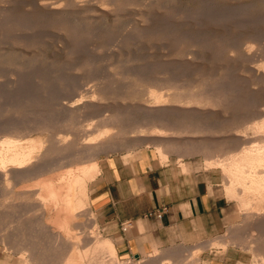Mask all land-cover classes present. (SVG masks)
<instances>
[{
  "label": "rangeland",
  "instance_id": "374dc122",
  "mask_svg": "<svg viewBox=\"0 0 264 264\" xmlns=\"http://www.w3.org/2000/svg\"><path fill=\"white\" fill-rule=\"evenodd\" d=\"M186 13L188 14L185 15ZM263 21L264 0H0V132L9 127H24V123L26 126H34L36 123L46 122L50 129L56 126L53 130L59 129L61 126L64 128L67 112L62 109V105L68 104L69 99L79 100L83 96L87 97L83 101L84 104H87L93 98L92 100L95 102L92 105V110L96 111L97 115L87 112L74 115L72 118L73 127L71 126L72 128L68 129L65 134L70 142L75 141L77 136L91 135L92 132H95L99 121L104 117H110L114 111L127 110L126 113L130 114H127V119L125 118L123 130H129L126 131V134H129L117 138L116 141L120 140L118 147L99 154L96 158L99 170L102 161L110 156L132 155L142 150L152 149L163 162H167V158H173L177 159L180 165H195L196 169L202 172H213L212 174L224 190L230 203L229 207L233 212L222 235L213 240L211 246L195 248L189 256H186L184 248L174 247L156 250L137 259L124 258L117 254L116 259L113 260L109 253L94 252V244L97 240H111L105 234L104 228L96 221L90 208L89 189L95 177L87 183L88 197L83 210L77 215L79 218H75L77 224L75 226L78 229L72 232L80 246L79 254L85 256L86 263L87 260H92L94 264H201L203 252L212 250V248L227 252L230 247H233L238 251V256L243 258L244 264H260L261 256L256 255L257 253L264 255V225L253 224V220L246 215V212L249 211L244 209L237 199H232V195L228 191L229 181L222 170L207 167L205 157L196 151H193L191 156L187 154L186 157H179L178 153L172 152L171 156L163 158L153 144H147L145 142L147 140L139 142L137 138L139 135L148 139L154 137L152 135L160 137L164 132L163 134L166 133V135H162L161 139L173 138L176 141H191L192 139V142L204 139L217 141L219 145L215 146L230 147V142L225 141L226 138H237V134H240H229L226 133V130L241 123L245 120L244 118L258 116L260 110L264 109L262 106L260 107V105H264L262 102L264 100V78H260L261 71H259L264 65ZM187 36L193 41L189 40L190 38L186 39ZM182 39L185 41L183 42ZM179 43L180 45H178ZM194 44L196 46L192 47ZM199 48L201 49L199 50ZM179 67L182 69H180L181 71ZM168 68L171 72L168 71ZM198 73L201 77L198 76ZM154 74L156 75L154 76ZM158 76L160 78L180 76L178 78H181L180 80L185 84L193 82V80H197L201 84L211 82L215 92L217 94L220 92L221 96L217 102L219 107H214L213 112L210 111V115L189 114L188 116L187 113H183L172 116L177 125H187L191 131L198 129L197 133H193V131L192 133L179 134L159 129L153 131L148 129L149 132L146 127H143L144 129L141 127L146 123L144 121L149 120V117L145 115V111L135 109L151 105L152 99L150 94L148 96V92L152 90L158 94L157 90H153L156 89L155 86L153 87V82L158 80ZM226 85H229V89L226 88ZM233 86L235 87L233 88ZM236 86H238L237 89ZM158 90L160 92L159 88ZM195 91L197 92L198 89L196 88ZM252 91H255L256 94L253 95ZM186 92V90H181V93ZM167 93L169 92L167 91ZM242 93L245 94L241 99ZM17 95L18 97H16ZM257 95L258 101L255 100ZM253 96L255 97L253 98ZM260 99L262 100L260 101ZM236 100H238V104ZM251 100H253L251 102L253 107L248 102ZM259 101L260 105L256 103ZM228 103L229 105H227ZM80 106L83 105H79L78 108ZM245 106H247L246 109H244ZM246 110H249L247 111L249 114L246 113ZM98 112L103 114L99 115ZM229 113L231 114L229 115ZM239 114L240 118H238ZM241 114H243V118ZM184 115H186L185 118ZM54 118L55 120H53ZM181 121L183 122L181 123ZM136 126L142 131L130 133L132 128L133 131L136 130ZM108 130L120 132L118 128H108ZM145 130L147 133L144 132ZM6 131L8 130L6 129ZM0 137L2 136L0 135ZM51 155L48 158L51 160H47L52 163L54 156ZM9 185L6 187L7 185L4 186V183L0 182V202H2L0 203V264H25V260L18 250L22 243L25 244L29 241L36 247V251L40 250L46 257L53 261L60 260L58 262L60 263L65 256L64 250L57 246L55 249L51 245L48 233H42L46 235V237H42V234L34 232L33 224L40 220L41 211L32 210L30 212L28 204L21 203V198L17 196L20 195L21 188L13 190V184ZM26 210H29V213ZM236 215L240 217L237 218ZM39 224L37 223L35 227L42 229L44 226ZM258 230L261 231L258 232ZM71 255L69 254V258Z\"/></svg>",
  "mask_w": 264,
  "mask_h": 264
},
{
  "label": "bare ground",
  "instance_id": "6f19581e",
  "mask_svg": "<svg viewBox=\"0 0 264 264\" xmlns=\"http://www.w3.org/2000/svg\"><path fill=\"white\" fill-rule=\"evenodd\" d=\"M118 2H120V1H118ZM173 14H174V12H173ZM187 14L188 13H186L185 15H187ZM185 15H184V17H185ZM258 15H259V13H258ZM222 18H224V17H222ZM235 18H238V17H235ZM186 19H187V17H186ZM229 19H230V17H229ZM213 20H215V19H213ZM189 21H190V19H189ZM263 23H264V21H263ZM13 24H14V22H13ZM262 25H264V24H262ZM72 27H74V26H72ZM74 29H75V27H74ZM93 34H95V33H93ZM86 36H88V35H86ZM148 36H150V35H148ZM205 37H207V36H205ZM213 37H214V35H213ZM187 38H188V36L186 37V39ZM194 38H195V36H194ZM179 39H180V37H179ZM182 40H183V42L185 41V39H182ZM182 40H179V41H182ZM189 40H191V38ZM191 41H193V40H191ZM263 42H264V40H263ZM189 43H190V41H189ZM136 44H137V42H136ZM184 44H186V43H184ZM198 44L201 45V43H198ZM259 44H261V43H259ZM178 45H180V43ZM81 46H83V45H81ZM193 46H196V45L194 44V45H192V47ZM72 47H74V46H72ZM261 48L263 49V47H261ZM200 49L201 48H199V50ZM250 50H252V49H250ZM166 51H167V49H166ZM88 52H89V50H88ZM175 52H177V50H175ZM178 54H180V53H178ZM257 60H258V58H257ZM262 62H263V60H262ZM258 64H260V63H258ZM263 67H264V65L262 66V69H263ZM172 68H173V66H172ZM180 69L181 68L179 67V70ZM262 69L259 70V71H261V73H260L261 77L260 78H264V69L263 70ZM179 70H178V72H180L182 69L180 71ZM154 71H155V69H154ZM168 71L171 72V70H169V68H168ZM252 71H254V70H252ZM164 72H166V71H164ZM163 73H161L162 76H163ZM151 74L153 76V73H151ZM166 74H168V73L166 72ZM198 74H199L198 76H200V73H198ZM142 75H145V74H142ZM155 75L156 74H154V76ZM172 76H173V74H172ZM194 76H195V73H194ZM207 76H209V75H207ZM210 76H212V75H210ZM255 76L256 75H254V77ZM178 77H180V76H178ZM178 77L172 78V77L166 76L164 78H160L158 76V80L157 79L154 80L153 87L155 86L156 89H153V90H157L158 94H156L152 90L148 92V96L150 94L151 99H152V101L150 99V101L152 102L151 105H145L143 107H139V108L135 109L137 111H141V110L145 111V115H148V117H149V120L144 121L146 123H144V124H143V122L141 123V125L143 124L141 126L142 128L146 127L147 131H149L148 129H150L152 131L154 129H157V130L159 129L161 131H169V132L173 131L174 133H179V134L186 133V132L192 133L194 130L191 131L190 129H188V128H190L189 126L177 125L172 116H175V115L178 116L179 114L182 115L183 113H187L188 116H189V114L210 115V111H212V109L214 107L218 106L217 102L219 101L221 94H219L220 92L218 94L215 92V88L211 85L210 81H209L210 83L201 84L199 81L193 80V82H189V83L185 84L184 82H182L180 80L181 78H178ZM249 78H250V76H249ZM230 79L232 80V78H230ZM105 80H107V79H105ZM249 81H251V80H249ZM247 82H248V80H247ZM259 83H260V81H259ZM228 86L226 85V88ZM234 87L235 86H233V88ZM120 88H121V86H120ZM158 88L160 89V92L162 90L161 93L159 92ZM196 88L198 89L197 92L195 91ZM237 88H238V86H236V89ZM228 89H229V87H228ZM171 90H173L174 92ZM181 90H186L187 92L181 93ZM249 90H251V89L249 88ZM167 91L169 93H167ZM234 91L236 92V90H234ZM238 91H240V90H238ZM252 92H253L252 94L254 95L255 91H252ZM243 94H245V93H242V95H240V97L242 96L241 99L244 98ZM225 95H226V93H225ZM231 95H234V94H231ZM258 95L256 96L257 98L255 96H253V98L255 97V100H257V101L259 99ZM16 97H18V95ZM33 97H34V95H33ZM85 97L84 96L82 98L80 97L79 100L69 99L68 104L62 105V109H64V111L67 112V115H66L67 119H65V120L63 119L65 122V124H63L64 128L61 126V127H59V129L53 130L57 126L53 128L51 125V128H53V129H50L49 124H47L46 122H40V123H36L34 126H26V123H24L25 124L24 127L23 126H20V127L19 126L18 127L17 126H15V127H9L8 126L9 128H6L8 131H6V129H4V131L2 130L0 132V135L2 136V137H0V182H3L4 186L7 185L6 187H8L9 184H11V185L13 184L12 185L13 190L16 188H21L20 195H17L21 198V203L24 202L25 204H28L30 212L32 210H40L41 211L40 215H42V216H40L41 217L40 220L35 221V224H33L35 234L41 235L42 233H48L50 235V236H48V239L51 241V245H53L54 247L57 246V248H62L65 252L64 258L62 259V261L60 263H58L60 260L59 261H53L51 258L43 255V253L40 250L36 251V249H35L36 247L32 244V242L29 241L25 244L22 243V246H21L20 250H18V251L20 252L19 254H21L22 258H24L25 264H94V262L92 260H90V261L87 260V263H86L85 256L82 254L81 255L79 254V251H78L80 248L79 243L76 242V240L74 239L75 235L72 234V232L74 230L78 229L75 226V225H77L75 223V218L77 217V215H79L80 211L83 210L85 200L88 197L87 191H86L88 188L87 183L89 181L93 180L99 171V164H98L96 158L99 156V154L109 152L110 150H113L116 147H118L120 145V140H118L119 143L116 140H117V138L119 139V136L122 137L121 135L126 136L127 134H129V133L126 134L127 130L123 131L125 128L124 127V125H125L124 121L127 119L126 117H127L128 112L126 113L127 110L126 111H123V110L114 111L113 114L110 112L111 113L110 117H104V119L99 121L97 128L95 127L96 128V130H94L95 132H92L91 135L89 134V136L82 134L83 136H81V135L79 137L77 136L75 141L70 142L65 137V134H67L68 129L73 127L72 126L73 116L76 115L77 113L80 114V112L81 113L87 112V113H90L91 115L96 113V111L93 112V110H92V105H94L93 103L95 102L92 100L93 98L91 99V101L89 103L84 104L83 101H84ZM24 98H26V97H24ZM238 100H240V99H238ZM238 100H236L237 104H238ZM261 100L262 99H260V101ZM85 101H86V99H85ZM260 101L256 102V103H259V105H260ZM248 102L251 103V102H253V100L248 101ZM262 102L264 103V100H262ZM254 103H255V101H254ZM79 105H83V106H80L78 108ZM227 105H229V103ZM242 105H244V104H242ZM251 105H252V103L250 104V106ZM18 106H20V105H18ZM253 106L254 105H252V107ZM261 106L264 108L263 104L260 105V107ZM246 107L247 106H245L244 109H246ZM248 107H249V105H248ZM134 108H136V107H134ZM254 109L255 108H253V110ZM247 111H249V110H246V113H247ZM240 112H241V110H240ZM35 113H36V111H35ZM231 113H229V115ZM98 114H99V112H98ZM100 114H103V113L100 112ZM243 114L245 115V113H243ZM243 114H241V117ZM247 114H249V112ZM247 114L245 116H247ZM95 115H97V114H95ZM128 115H130V114H128ZM39 116H40V112H39ZM185 116L186 115H184L183 117L185 118ZM231 116H233V115H231ZM135 117H136V115H135ZM209 118H207V119L209 120ZM238 118H240V114H239ZM244 119H245L244 121H242L241 123H239L237 125H233L230 121V123L233 126L230 129L226 130V133H229V134L230 133H236V134L239 133L240 134V135L237 134V136H238L237 138H234V137L226 138L227 140H225V141L230 142L229 143L230 147L215 146L217 144L219 145V143L217 141L216 142L215 141H207L204 139L203 140L201 139L200 141H198V140L194 141L193 140V142H192V139H191V141H189V140L188 141H186V140H184V141L183 140L182 141L177 140L176 141L173 138L161 139L160 137L162 135H166V133L163 134L164 132L161 133L162 135L160 134L161 135L160 137H159V135H152V133L151 134L149 133L150 135H152L154 137L148 139L146 137H143L142 135H139V137L137 139L139 140V142H140V140L142 142L144 140H147V141H145L147 144H151V145L153 144L156 147V150L161 154V156L163 158H167L170 155V153H172V152L178 153L179 157H184V156L186 157L187 154H190V156H191L193 151H196V153L198 152V153L202 154L205 157L204 160L206 161L207 167L216 168V169L218 168V169L222 170L225 177L229 181L228 191L232 195V199H235V200L237 199L239 201V203L241 204V206L244 209L249 211L248 213L246 212L247 217L252 219L253 224H255L256 226H258V225L263 226L264 225V109L260 110L258 116H253L252 118L247 117V119L246 118H244ZM249 119H251V120H249ZM49 120H51V119H49ZM53 120H55V118ZM26 122H27V120H26ZM182 122L183 121H181V123ZM15 123H16V121H15ZM234 123H235V121H234ZM55 124H54V126H55ZM248 124H250V125H248ZM3 125H5V124L3 123ZM14 125H16V124H14ZM27 125H28V122H27ZM126 127H128V126H126ZM137 127L138 126H136L135 131H133L134 129L132 128L130 133H132V132L139 133L142 131V129L140 131V128H137ZM108 128H118V129H120V132L119 131H118V133L111 132L110 130H108ZM188 130H190V131H188ZM147 131L145 130L144 132L147 133ZM197 132H198V129L196 131H194L193 133H197ZM114 133H116V134H114ZM124 134H126V135H124ZM251 134H253V135L251 136ZM220 141H221V139H220ZM253 143H256V144H253ZM51 154H53V156H54L52 163L48 162V160H49L48 158L50 157L49 155H51ZM164 160H166V159H164ZM167 160H168V158H167ZM9 187H10V185H9ZM7 190H9V189H7ZM10 193H11V191H10ZM10 193H9V195H10ZM1 196H3V195H1ZM19 197H17V198H19ZM11 200H9L10 203H11ZM17 200H20V199H17ZM22 200H24V201H22ZM0 203H2V202H0ZM6 203H8V202H6ZM3 204L5 205V203H3ZM23 208H24V206H23ZM29 210H26V211L28 212ZM239 211H241V210H239ZM240 213H238V214H240ZM36 214H37V212H36ZM80 216H81V214H80ZM239 217L237 216V218H239ZM77 218H79V217H77ZM37 223H40L39 225L44 226V227H42V229H38L37 226L35 227V225ZM260 231L261 230H258V232H260ZM261 235H262V233H261ZM263 235H264V233H263ZM44 236L46 237L45 234L42 237H44ZM19 244H21V243H19ZM8 245H9V243H8ZM57 248L55 247V249H57ZM94 252L95 253L101 252V254L109 253V255L112 257L113 260L116 259V255H117L116 248H115V246L111 240H106V241L97 240L94 244ZM69 254H72L73 256L71 255V257L69 258ZM256 256H261L259 263L264 264L263 253L262 254L257 253ZM65 260H66V262H65Z\"/></svg>",
  "mask_w": 264,
  "mask_h": 264
},
{
  "label": "crops",
  "instance_id": "0c3cea01",
  "mask_svg": "<svg viewBox=\"0 0 264 264\" xmlns=\"http://www.w3.org/2000/svg\"><path fill=\"white\" fill-rule=\"evenodd\" d=\"M212 173L173 158L163 162L152 149L113 155L102 161L90 186V208L121 257L174 247L189 256L211 246L233 215ZM219 250L203 252L201 264H244L235 248Z\"/></svg>",
  "mask_w": 264,
  "mask_h": 264
},
{
  "label": "built area",
  "instance_id": "2783aa9c",
  "mask_svg": "<svg viewBox=\"0 0 264 264\" xmlns=\"http://www.w3.org/2000/svg\"><path fill=\"white\" fill-rule=\"evenodd\" d=\"M159 217H161V215H158ZM129 227V224L126 225V227L123 228V230H127Z\"/></svg>",
  "mask_w": 264,
  "mask_h": 264
}]
</instances>
